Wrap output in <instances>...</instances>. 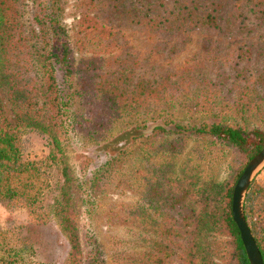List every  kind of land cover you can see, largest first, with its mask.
<instances>
[{
    "label": "trees",
    "instance_id": "trees-1",
    "mask_svg": "<svg viewBox=\"0 0 264 264\" xmlns=\"http://www.w3.org/2000/svg\"><path fill=\"white\" fill-rule=\"evenodd\" d=\"M22 1L0 0V204L23 207L34 221L52 216L68 244L64 264H104L86 214L104 192L109 170L134 147L148 156L173 154L185 139H199L205 147L230 151L226 176L203 179L193 173L180 180L165 174L171 164L152 165L130 210L139 226L146 222L151 228L133 232L147 249L130 264H170L171 258L175 264H214L211 247L218 233L230 238L229 264H249L230 202L236 178L264 146L263 50L241 45L226 62L217 63L204 81L209 116L193 121V111L188 120H179L174 102L192 81L172 80L167 69L144 76L134 70L136 59L120 54L109 56L104 68L93 55L75 60L59 0H25L27 24L21 19ZM87 1H94L88 6L95 11L82 13L78 22L89 30L108 32L101 20L118 18L120 25L168 36L192 29L264 35V0ZM131 125L140 132L96 164L84 150L73 152L74 138L86 148ZM32 130L45 138L44 159L26 150ZM52 167L62 178L51 195ZM242 209L264 264V178L249 183ZM0 264L45 263L24 236L0 227Z\"/></svg>",
    "mask_w": 264,
    "mask_h": 264
},
{
    "label": "rangeland",
    "instance_id": "rangeland-1",
    "mask_svg": "<svg viewBox=\"0 0 264 264\" xmlns=\"http://www.w3.org/2000/svg\"><path fill=\"white\" fill-rule=\"evenodd\" d=\"M59 2L62 9L61 19L67 28L75 60L93 55L99 57V64L104 68L109 56L120 54L128 60L136 59L134 70L143 72L144 76L151 72L155 73L157 69H167L171 71L166 75L172 80L192 81L191 87L186 89L180 101L174 102V106L176 105L174 115L179 120H188L187 116L193 111V121L209 116L205 112L209 110L206 107L208 106L206 97L210 95V91L204 87V81L213 75L217 63L226 62L237 47L245 44L253 48H261L264 52V35L257 34L226 36L222 33L192 29L168 36L147 29L120 25V21L116 23L118 18L114 21L111 19L110 22L101 20L109 29L108 32L84 29L78 22L79 17L84 12L92 14L95 11L94 7L88 6V4L93 5L94 1L59 0ZM21 11L23 13L21 19L27 24L28 1H22ZM99 18L97 15V19ZM262 58L264 62V54ZM215 101L212 99V102ZM146 124L149 127L151 122L147 121ZM148 127L142 131L148 132ZM139 132L140 130L131 125L115 133L108 140L88 145L86 148H81L78 139L74 138L71 147L74 153L84 150L94 158L96 164L107 153L127 145L131 136ZM25 141L26 150L31 157L44 159L46 146L41 132L32 130ZM202 142L199 139L187 138L179 152L158 155L154 153L150 156L144 151L140 152L138 147H134L109 170L104 192L99 195L100 197L98 196L91 213L86 214L101 247L104 264L138 263L143 250L147 249L146 245L139 243L134 233L141 226L145 232L147 229L150 231L151 228L149 229V224L146 222L139 226L140 223L132 217L130 210L145 186V175L151 173L152 165L171 164V170L165 174L180 180L183 175L188 176L193 173H200L203 179L221 180L226 176L230 151L224 149L222 152L217 146L205 147ZM69 154L72 155L71 150ZM50 176L52 195L62 176L55 167L51 168ZM254 178L258 180L264 178V164L256 171ZM185 181L186 179H183V182ZM54 182L57 184L55 185ZM76 211L80 221L81 210L76 207ZM0 227L12 228L31 242L35 257L39 261L45 264L65 263L68 244L52 216L45 220L34 221L28 217L25 208H9L0 204ZM216 236L215 243L211 247L214 264H229L232 258L230 238L219 233ZM169 263L175 264V260L171 258Z\"/></svg>",
    "mask_w": 264,
    "mask_h": 264
},
{
    "label": "water",
    "instance_id": "water-1",
    "mask_svg": "<svg viewBox=\"0 0 264 264\" xmlns=\"http://www.w3.org/2000/svg\"><path fill=\"white\" fill-rule=\"evenodd\" d=\"M264 164V146L244 165L231 191L230 212L249 264H263L258 247L244 218L242 203L247 186L256 171Z\"/></svg>",
    "mask_w": 264,
    "mask_h": 264
}]
</instances>
